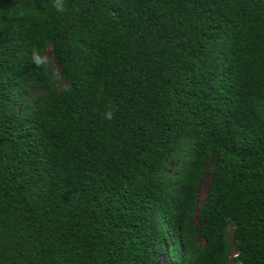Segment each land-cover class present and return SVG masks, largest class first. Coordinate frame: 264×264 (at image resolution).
<instances>
[{"label":"trees","instance_id":"trees-1","mask_svg":"<svg viewBox=\"0 0 264 264\" xmlns=\"http://www.w3.org/2000/svg\"><path fill=\"white\" fill-rule=\"evenodd\" d=\"M64 7L0 0V264H264V0Z\"/></svg>","mask_w":264,"mask_h":264},{"label":"rangeland","instance_id":"rangeland-1","mask_svg":"<svg viewBox=\"0 0 264 264\" xmlns=\"http://www.w3.org/2000/svg\"><path fill=\"white\" fill-rule=\"evenodd\" d=\"M46 57L52 58V50L51 49H49V51H47ZM59 86L61 88H64L67 85L64 82H61ZM210 178H211V172H210V170H208V167H207L205 172H204V174H203V176H202V178H201V180H200V185H199V189H198V199H199L200 203L205 199L206 191H207V188H208V184L210 182ZM229 240L232 243L231 248L229 250V253H230L229 264H239L235 260V257L237 255L238 251H237V248L234 245V239L232 237V234H230ZM158 260H159V264H176L172 260V258L169 255H167V254L166 255L163 254V255L159 256Z\"/></svg>","mask_w":264,"mask_h":264},{"label":"clouds","instance_id":"clouds-1","mask_svg":"<svg viewBox=\"0 0 264 264\" xmlns=\"http://www.w3.org/2000/svg\"><path fill=\"white\" fill-rule=\"evenodd\" d=\"M53 7H55L58 12H64V0H53ZM32 61L37 67H43L47 63V61L39 54L37 49L32 50ZM113 117L114 111L109 110L105 113L106 119L111 120Z\"/></svg>","mask_w":264,"mask_h":264}]
</instances>
